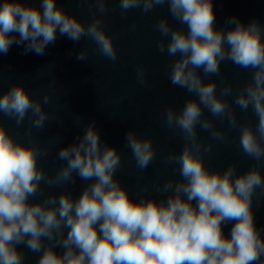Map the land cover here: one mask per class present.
Segmentation results:
<instances>
[{"label":"clouds","instance_id":"obj_1","mask_svg":"<svg viewBox=\"0 0 264 264\" xmlns=\"http://www.w3.org/2000/svg\"><path fill=\"white\" fill-rule=\"evenodd\" d=\"M108 2L95 0L100 15L86 25L57 7L56 0H40L39 8L4 0L0 54L6 55L15 44L24 45L25 53L43 55L59 32L74 42L91 39L103 57L115 62L117 50L102 19ZM164 5L187 31L173 28L167 17L159 19L154 26L161 36L157 47L176 57L171 84L196 97L186 100L180 111L168 107L165 112L166 126L178 129L184 138L181 152L165 158L167 164L178 165L180 179L157 187L169 193L166 200L132 199L115 178L121 154L102 143L95 121L76 141L59 149L57 158L65 163L48 175L38 166L48 149L19 142L0 120V264H24L25 253L18 246L40 254L36 264H264V230L257 229L253 212L256 190H264V174L259 166L237 174L235 164L222 173L210 171L204 154H211L213 144L203 143L198 131L199 126L210 140L228 142L227 134L204 115L206 108L211 116L226 120L230 129L239 127V148L245 156L258 164L264 161V26L255 19L245 25L232 17L226 21L227 30H217L212 0H119L122 15L134 9L147 14ZM76 59L86 60L87 51ZM224 61L252 70L234 104L243 112L251 108L255 129L250 123L240 124L235 108L223 98L233 94L230 83L217 95V82H205L204 77L220 75ZM137 79L147 84L143 67L137 69ZM49 99L48 94L34 99L23 84H14L0 95V113L18 127L27 117L31 137L32 129L43 130L49 119L43 107ZM125 142L141 171L155 159L150 138L132 129ZM75 177L90 181L79 197L64 191L30 203V198L43 195L42 182L55 187L74 184ZM232 221L226 237L222 225Z\"/></svg>","mask_w":264,"mask_h":264}]
</instances>
